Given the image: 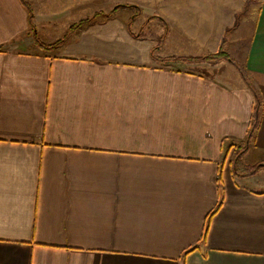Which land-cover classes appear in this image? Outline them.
<instances>
[{"label":"crops","instance_id":"1","mask_svg":"<svg viewBox=\"0 0 264 264\" xmlns=\"http://www.w3.org/2000/svg\"><path fill=\"white\" fill-rule=\"evenodd\" d=\"M25 1L43 42L91 16L90 0ZM112 1L141 12L121 7L44 51L21 1L0 0V264H264V186L232 174V150L222 159L247 134L253 92L227 61L211 65L235 72L150 54L165 28L161 57L225 37L241 49L262 103L245 159L264 160V0L253 17L249 0Z\"/></svg>","mask_w":264,"mask_h":264},{"label":"trees","instance_id":"2","mask_svg":"<svg viewBox=\"0 0 264 264\" xmlns=\"http://www.w3.org/2000/svg\"><path fill=\"white\" fill-rule=\"evenodd\" d=\"M20 1L27 11V24H28L27 34L31 35L33 38V42L39 48L43 49L44 51H51L57 48L67 39V37L70 34L76 32L82 27L88 26L89 24L96 21L99 17L107 18L111 16L117 9L121 7L132 8L134 10L132 17L130 18L131 20H133L141 12V8H139L136 5L130 4V3L115 4L109 11H106V12L102 10L95 11L93 14H91V16L84 17L82 19H79L78 21L71 23L67 27L64 35L61 38L56 39L55 41H52V42H43L39 39L36 33V30H35V26L33 24L32 6L25 0H20ZM244 12H245V9L243 10L242 13L236 14L235 22L233 24L234 27L237 25L241 14H243ZM148 21L149 19L147 20V22ZM128 25L130 26V23ZM230 29L231 27L227 28L226 30L227 33L230 32ZM165 31H166V28H165ZM165 31L161 35L158 43H156L150 49L151 57L157 63L164 64V65H170V64H175V63L177 64L198 63V62L214 63L218 61H227L235 68V70L237 71V73L239 74L243 82L253 92L254 104H253V111L250 117V124L247 130V134L243 140L228 142L222 159L225 160L230 150H232L233 155L230 157L228 161H229V166H230V169L233 175L238 176V177H250V176L257 174L260 169H264V160L256 161V162H250V161L248 162L245 159V155L247 154L250 148L251 141L253 140L254 134L256 130L258 129V125H259L258 116L260 114V108H261L262 103H261L260 94L254 87L245 65L242 62L236 60L225 50L224 44L226 43V37L222 39L221 46L216 52H210V53H206L203 55H168V56H162V57L159 55H156V52L161 47L164 41ZM221 201H222V195H220V198L215 204V206L207 213L205 217V224H204V228H203L200 241L204 239L210 218L220 207Z\"/></svg>","mask_w":264,"mask_h":264},{"label":"rangeland","instance_id":"3","mask_svg":"<svg viewBox=\"0 0 264 264\" xmlns=\"http://www.w3.org/2000/svg\"><path fill=\"white\" fill-rule=\"evenodd\" d=\"M131 2V1H128V0H119V2ZM58 2H59V6L61 5V4H63L62 3V1H60V0H58ZM113 2V3H112ZM260 2V0H249L248 2H247V4H246V6H245V8L247 9L248 8V6H249V8H251V15H252V17L254 16V14H255V9H256V7H257V5H258V3ZM115 4V2L114 1H112V0H99V1H97V0H90V3H89V1H88V4H87V9H88V13H90V14H92V13H94L95 11H97V10H102V11H108L109 9H111V7L113 6ZM96 7H101V9H96ZM126 8H124L123 10H125ZM128 9V8H127ZM159 9V6L157 5V1H151V2H148V4L147 5H145V7H144V10L142 11V13L140 14V19L141 18H147L148 16H150V12L151 11H157ZM122 10V11H123ZM121 11V12H122ZM247 13V12H246ZM245 12L243 13V14H241V16L240 17H243V15H245L246 14ZM73 17V16H72ZM76 17H79V16H76ZM75 19V18H74ZM142 32V31H146V28H140L137 32ZM40 32H41V30H40ZM188 43V42H187ZM188 44H191V43H188ZM232 47H233V50H229L228 49V51H229V53L231 54V56L232 57H234V58H236L237 57V54L238 53H240V51H242L241 49H239V50H236V48L234 47V45L232 44ZM171 48H173V47H170V49ZM165 52V51H164ZM168 53H171L169 50H167V52H166V54H168ZM206 63H209V67H211V66H213V65H211V64H213V63H210V62H206ZM215 63V62H214ZM229 67H226L225 66V64H221V65H214L213 66V70H227ZM230 70H232V69H229V70H227V71H225V72H231ZM233 72H235L234 70H232ZM233 155V152L231 151L230 152V154H229V159H230V157ZM228 159V160H229ZM253 176H255V179H249L248 181H242V182H245L246 184H249V185H256V186H264V169H260L259 171H258V173L257 174H255V175H253Z\"/></svg>","mask_w":264,"mask_h":264}]
</instances>
